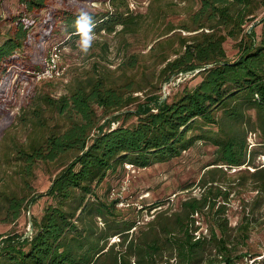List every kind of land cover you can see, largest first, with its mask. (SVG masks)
I'll list each match as a JSON object with an SVG mask.
<instances>
[{
	"label": "trees",
	"instance_id": "1",
	"mask_svg": "<svg viewBox=\"0 0 264 264\" xmlns=\"http://www.w3.org/2000/svg\"><path fill=\"white\" fill-rule=\"evenodd\" d=\"M81 1H96L108 8L89 10L66 0H19L0 44V92L14 65L25 70L34 67L26 53L34 41L52 38L62 29L68 39L79 37L75 20L80 9L92 15L95 32L113 33L118 25L123 34L138 32L142 16L134 13L130 0ZM194 9L187 11V19L179 26H166L165 34L182 31L178 48L168 38L151 51L166 81L187 74L201 78L172 101L152 95L138 103L134 93L144 90L143 78L138 80L134 70L138 66L150 69L142 63L143 54H136L120 66L121 77L95 64L76 78L68 94L35 95L22 108L20 118L32 134L25 142L14 140L9 158L14 157L23 185L18 191L7 184L0 186V222H14L22 215L39 163L70 159L44 194L29 199L31 203L42 197L50 201L42 217L33 218V233L2 239L0 264H240L247 258L238 246L250 237L252 220L245 213L236 233H231L229 200H217L222 194H216L214 178L212 185L203 180L202 185L209 187L200 197L184 200L173 214L160 212L140 227L135 219H126L119 200L97 193L109 172L126 163L147 168L204 141L216 148L212 165L223 166L212 168L208 175L225 166L254 167L255 171L246 173L254 189L264 194V167L254 166L257 152L248 142L251 133L264 139V0H200ZM175 13L162 10L159 19ZM229 38L237 41L235 59L227 56ZM43 62H36L34 70L42 69ZM135 103L134 110L114 116V122L123 118L116 128L110 122L101 124L108 115ZM131 117L137 121L126 125ZM201 221L207 225V234L199 232L197 222Z\"/></svg>",
	"mask_w": 264,
	"mask_h": 264
},
{
	"label": "rangeland",
	"instance_id": "2",
	"mask_svg": "<svg viewBox=\"0 0 264 264\" xmlns=\"http://www.w3.org/2000/svg\"><path fill=\"white\" fill-rule=\"evenodd\" d=\"M66 1L72 6L82 5L88 7L89 10L108 8V5L104 6L96 1H90L87 4L81 3V0ZM130 1L134 13L142 16L138 32L123 34L120 25L113 33L105 30L100 33L95 32L92 47L85 55L78 47L79 37L68 39L66 30L62 29L60 34H55L56 36L54 35L52 38L47 37L39 43L34 41L31 47L26 50L27 55L33 61L29 63L34 67L25 70L21 66L14 65L9 70L5 76L4 89L0 92V186L4 187L7 184L9 188L18 191L23 185L17 174L18 169L14 157L11 156L10 159L9 154L12 152L14 140L25 142L27 137L32 134L29 125L20 118L22 108L26 106L31 97L49 94L54 98H59L68 94V89L76 78L85 71L91 70L95 64L107 67L115 73V77H121L123 69L120 66L136 54H143L142 63L146 62L150 69L148 71L146 68L138 66L134 70L138 74V80L143 78L144 90L134 93V96L138 98V103L146 101L152 95L172 101L183 90L193 88L201 81V78L194 74L174 76L166 81L159 75L162 66L155 64L151 55L152 48L168 38L175 40L174 49L179 47L178 36L182 31L176 29L170 34H165L166 26L169 23L179 26L187 19V11L191 7L194 6V10L198 9L200 0L197 2L194 0ZM193 3L196 4L192 5ZM172 5H177V7L174 9ZM18 7L19 0H3L0 5V44L3 43L10 29L7 19L11 14H16ZM162 10L167 14L172 10L176 13L170 14L166 19L164 16L159 19ZM257 32L260 35L261 26L257 27ZM59 44L63 47L58 65L62 72L61 75L53 79L38 80L33 75L36 62L48 60L53 48ZM236 44L237 41L232 38H229L225 43L227 56L230 59L237 57ZM145 72H148V75ZM136 104L123 111L108 115L101 120V124L110 122L111 127L116 128L122 123L123 118L114 122V116L134 110ZM102 114L103 112L99 110V115ZM136 121V117H131L126 121V125ZM248 142L250 149L257 152L254 166L264 167V139L256 133H251ZM215 152L214 146L199 141L194 147L183 152L181 156L162 162L158 161L147 168H138L126 163L118 167L116 172H109L97 193L107 200H120L122 205H118V207L126 219H135L137 227H140L153 220L160 212L168 210V214H173L179 209L182 201L200 197L205 188L212 185L210 181L214 178L217 181L214 183V186H217L216 194L219 192L222 194L217 200H229L227 216L231 233H236L235 229L245 213L252 220L250 237L238 246L240 252L248 255L240 264H264V194L254 189V184L249 179L250 174L246 173L247 169L250 172L256 169L247 166L229 169L225 166L223 171L208 175L212 168L223 167L212 165ZM69 159L70 156L57 162L39 163L35 168L34 178L30 182L29 199L32 196L44 194ZM203 180H207L209 185L204 187ZM113 188H116L118 192L115 197L111 196ZM29 199L27 207L19 219L14 222H0V243L9 234L27 237L33 233V218H41L50 201L46 197H42L31 203ZM197 225L201 226L199 232L208 233L204 221L197 222ZM256 255L259 257L252 260V257Z\"/></svg>",
	"mask_w": 264,
	"mask_h": 264
},
{
	"label": "clouds",
	"instance_id": "3",
	"mask_svg": "<svg viewBox=\"0 0 264 264\" xmlns=\"http://www.w3.org/2000/svg\"><path fill=\"white\" fill-rule=\"evenodd\" d=\"M95 27L96 23L90 12L80 9L75 20V34L79 36L78 47L85 55L88 54L95 40Z\"/></svg>",
	"mask_w": 264,
	"mask_h": 264
},
{
	"label": "built area",
	"instance_id": "4",
	"mask_svg": "<svg viewBox=\"0 0 264 264\" xmlns=\"http://www.w3.org/2000/svg\"><path fill=\"white\" fill-rule=\"evenodd\" d=\"M62 49L63 47H61L60 44L56 45L51 52L50 58L44 62L43 69L33 72V75L37 77L38 80L53 79L61 75L62 72L58 65ZM117 193V189L113 188L111 191V196L115 197ZM118 205H122L120 200Z\"/></svg>",
	"mask_w": 264,
	"mask_h": 264
},
{
	"label": "water",
	"instance_id": "5",
	"mask_svg": "<svg viewBox=\"0 0 264 264\" xmlns=\"http://www.w3.org/2000/svg\"><path fill=\"white\" fill-rule=\"evenodd\" d=\"M252 27H253V26H252ZM252 27H251V28H252Z\"/></svg>",
	"mask_w": 264,
	"mask_h": 264
}]
</instances>
